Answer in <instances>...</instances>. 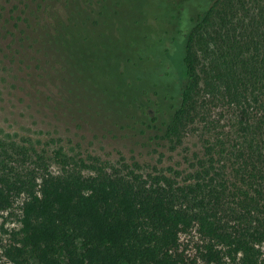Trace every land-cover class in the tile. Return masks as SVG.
<instances>
[{
  "label": "trees",
  "instance_id": "1",
  "mask_svg": "<svg viewBox=\"0 0 264 264\" xmlns=\"http://www.w3.org/2000/svg\"><path fill=\"white\" fill-rule=\"evenodd\" d=\"M0 1V264H264V0Z\"/></svg>",
  "mask_w": 264,
  "mask_h": 264
},
{
  "label": "rangeland",
  "instance_id": "2",
  "mask_svg": "<svg viewBox=\"0 0 264 264\" xmlns=\"http://www.w3.org/2000/svg\"><path fill=\"white\" fill-rule=\"evenodd\" d=\"M164 1L165 0H155L154 6L152 5L149 9V12L151 16H157L159 18V24L157 30L150 27L147 29H141L138 30L140 33L139 36L145 37V35H149V43L154 44V39H156V34L161 33L163 30L164 22L167 19V9L164 8ZM2 1H0V7H1ZM147 22H150V16L147 17ZM138 28V27H135ZM136 44H139L136 43ZM157 46V45H156ZM149 48H152V45H149ZM184 48L185 43H178L172 46L169 49V57L171 59L172 66L178 75L179 81L181 83L185 80V67H184ZM153 53V55L159 56L160 50L155 48V50L150 51ZM168 57V58H169ZM138 58V54L136 53L134 55V59ZM169 59V60H170ZM156 62V59L153 60ZM154 62L149 61H142L139 62L138 70H136L135 75L141 76L143 78V85L144 86H151L152 83L155 81H158L160 83L163 82V78L160 77L161 69L155 64ZM170 62V61H169ZM1 63H4L2 60H0V130H11L14 129L16 131H21L24 135L27 133H30L32 136H38L44 135L46 133V130H50L48 128V124H40L39 126H33L31 124V121H28L26 119H23L20 124H15L14 127H11L12 125V117L13 115L16 117L18 115V112L22 105L20 104V97L23 95L20 90L15 89V85L17 81L15 80V66L7 68L6 66L3 67ZM155 64V65H154ZM16 66H19V64H16ZM149 66H154V68H150ZM21 67V66H20ZM26 76L25 74L23 75ZM10 126V127H9ZM29 135V134H28ZM87 138L83 139L85 141ZM89 139L87 142L89 143ZM97 145V144H96ZM6 227L8 229H11L15 227V224H10L9 221H7ZM3 244L7 243L8 236L2 237ZM4 264H11L7 260H5Z\"/></svg>",
  "mask_w": 264,
  "mask_h": 264
}]
</instances>
